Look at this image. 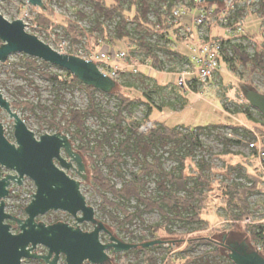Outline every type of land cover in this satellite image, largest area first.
<instances>
[{"label":"rangeland","instance_id":"1","mask_svg":"<svg viewBox=\"0 0 264 264\" xmlns=\"http://www.w3.org/2000/svg\"><path fill=\"white\" fill-rule=\"evenodd\" d=\"M254 1L250 6L240 4V7L245 10L242 27L243 34L247 36L242 37L240 36L242 32H236L229 43L241 44L249 55H253L257 49L264 52V13L259 11L260 0ZM183 3L188 6V10L182 17L170 19L169 24H173L170 36L161 38L157 35L147 38L161 62L158 68L154 67L149 58L144 55L128 53V49L121 41L111 43L98 38L99 35L91 36L89 30L94 27L95 13L91 6L80 0H45V8L33 6L24 0H0V13L9 21L22 19L27 25L28 32L37 35L52 48L64 54L77 56L80 51H105L110 54L124 52L129 57L128 62L126 60L118 63L111 61L112 65L120 67L129 65L130 59L136 56L141 57L143 65L139 73L134 74L131 68H128L129 72L122 74L119 79L118 91L130 97H136L139 93L147 94L151 104L154 105L152 121H143L149 107L142 103L135 107L131 115H125L123 125L132 129L139 127L140 131L145 132L144 127L148 126V122H152V127L156 128L164 121L168 125L177 126L183 134L194 132L200 145L193 148L187 144L175 150L174 143H169L164 148L157 147L153 153L161 157L165 171L179 170L182 166L180 159H184L185 174L189 176L191 185L198 178L202 167L200 161L206 163L205 174L208 175L210 182L204 190L206 200L202 217L205 223H190L185 219H175L169 226L176 232L175 235L165 232L151 235L147 229L148 226L165 224L161 214L153 211L144 214L145 222L136 219L131 225H121L120 221L109 213L122 217L120 212L116 209H103L104 200L99 190L94 187L89 171V182L79 176L74 168L67 172L81 182V191L88 205L95 209L96 218L109 227L113 231L112 235L116 234L122 242L140 244L157 239L172 241L162 242L149 248L153 258H156V264H233L229 258L230 251L225 246H221V257L213 258L208 254V251L213 248L212 245L192 246V240L188 239L211 237L220 241L223 234L229 236L228 232H234L241 236L242 239L239 242L246 240L255 250H258V247L264 248L262 243L255 242V245L252 243L253 238L250 233L253 226L257 224L264 226V158L258 151L251 150L249 147L251 142H256L264 149V115L253 108L245 98L249 79L258 91L264 93V75L263 72L251 75L249 70L240 65L236 59L229 62L233 58V51L228 46L225 54L222 55L219 71L208 83L198 82L195 66L188 60V56L191 57L193 49L198 47L197 44L202 39L200 31L207 34L210 32L214 36L228 35L217 27L211 30L205 26L198 28L192 22L196 7L191 4V0H184ZM228 4L229 0H225L221 7ZM46 8L49 10L46 11ZM195 14L197 15V12ZM81 15L86 18H80ZM150 19L155 21V16L151 14ZM68 22L78 25L87 35L75 41L67 33ZM105 25L110 31L109 36L114 37L116 22ZM129 27L132 28L133 25ZM0 44H2L1 40ZM167 48L178 52L181 56L168 52ZM27 58L33 57L15 53L7 62L0 64V90L4 98L11 103L13 111L19 114L27 127L35 133L37 139L45 134L61 132L68 136L76 152L81 153L80 149L87 144L90 148L97 147V142L103 141L104 134L114 123L112 114H115L118 109L117 98L101 91L94 94L100 112L97 116L87 117V136L81 141L73 137L72 133L76 132L74 127L70 128L69 133L59 131V127L65 126L66 121L63 120V115H67L71 109L86 110L90 106L87 91L79 85L56 84L55 81L46 79L42 73L65 79L68 71L50 63L44 65L41 63L42 60L39 61V68L35 69L27 64ZM157 107H162V110ZM0 121L5 128L8 140L15 143V120L1 108ZM197 126H206V128L196 132ZM234 127L238 128V131L234 130ZM246 128L256 135L255 139L246 136L244 133ZM125 138L124 134L116 131L111 144L104 143L102 155L104 159L106 157V162H109L108 158L117 152V148ZM227 139L240 141V143L225 144ZM62 156L71 160L65 151L62 152ZM123 157L125 163L121 165H109L97 159L105 176L118 188H121L125 180L131 179L133 174H138L141 168V164L132 156L123 153ZM146 160L152 162L153 157L149 155ZM86 162V168L89 170V163ZM73 164L76 167V163L73 162ZM6 174L16 175V172L0 166V179ZM239 174H252L263 182L249 197L252 211L250 221L234 223L228 214L227 187L239 182L248 183ZM157 181L155 175L149 178V184L143 191L144 196L154 197L157 194ZM9 189L6 211L17 218L26 219L27 214L24 208L28 206L32 195L36 192L34 182L26 177L22 185L12 182ZM108 197L112 201H118L111 195ZM136 206L137 202L132 200L128 204V209L135 212ZM37 220L48 225L65 222L72 226H79L84 231L94 229L93 224L86 222L79 224L73 216L63 211L49 212L38 217ZM8 222L12 225L13 233L20 232L16 222L12 220ZM110 237L111 234L107 232L101 233L104 243L111 242ZM229 238L238 240L234 237ZM173 240L179 241L173 243ZM35 252L46 254L47 249L39 246ZM107 252L112 258L111 264H153L143 259L142 253L133 250L114 253L113 249H110ZM206 260H209L208 263ZM23 264H41V262L24 259ZM59 264H66L64 257Z\"/></svg>","mask_w":264,"mask_h":264},{"label":"trees","instance_id":"2","mask_svg":"<svg viewBox=\"0 0 264 264\" xmlns=\"http://www.w3.org/2000/svg\"><path fill=\"white\" fill-rule=\"evenodd\" d=\"M45 1V0H44ZM47 1V0H46ZM81 2L91 6L95 13L94 27L89 30L91 36L99 35L105 41L116 43L121 41L124 43L125 48L128 49V53H137L138 55H144L149 58V61L154 67H160V60L155 54L154 47L147 41L150 36H170L172 25L169 24L171 14L176 5L184 0H80ZM235 9L230 16V22L235 25L242 21L244 18V8L240 7V0H234ZM191 4L196 7L194 1ZM217 5L215 8V14L220 13L222 4H213L204 2L200 5V8H210ZM46 7V6H45ZM49 9L46 8V11ZM260 13H264V0H260ZM151 14L155 16V21L150 19ZM80 18L85 19L84 15ZM116 22L114 37L109 36L110 31L106 23ZM133 25L130 28V25ZM67 33L70 34L74 40H80L87 34L80 29L78 25L72 22H68L66 27ZM99 41V40H98ZM226 47H230L233 51V58L229 60H238L239 64L245 69H248L250 74H256L263 72L264 75V52L257 49L253 55L246 53L241 44H229ZM1 46V44H0ZM133 47L132 49H130ZM156 47V46H155ZM167 51L181 56L178 52L167 48ZM226 52V51H225ZM114 54H111L113 57ZM39 59L27 58V64L37 69L39 68ZM44 65L48 63L42 61ZM42 75L49 80H53L56 84L64 85H79L84 87L90 97V106L86 110L71 109L67 115H63V120L66 121L65 126L59 127V131H65L69 133L70 128H75L76 132L72 133L73 137L83 140L87 136L86 119L89 115L97 116L100 112L97 106L94 94L99 91L94 87L86 86L70 72H67L65 79L58 77L57 75H50L49 73H42ZM249 87L257 88L252 80H248ZM119 85V84H118ZM110 96L116 97L118 100L117 112L113 115L114 123L103 136V141H98L97 147H92L87 144L83 146L81 154L85 161L89 163V172L92 176V182L95 188H97L104 200L103 209H116L120 212L122 217L115 216L109 212L110 215L119 220L121 225H131L136 219L144 221V214L147 212L157 211L165 220V224H155L148 226L147 229L151 235H157L161 232H165L170 235H175L176 232L172 231L169 226L173 224L175 219H185L190 223H205L202 217V209L206 200L204 190L209 186L208 175L205 174L207 165L204 161H200L202 164L199 171L198 178L191 185L189 176L185 174L184 159H180L182 166L179 170L173 169L171 171H165L162 167L161 157H157L153 151L157 147L164 148L169 143H174V149L177 150L181 146L196 147L200 145L198 138L194 135V132L183 134L178 130L177 126L168 125L166 122H161L159 126L148 130L147 132L140 131L139 127L132 129L129 126H124L125 115H131L133 110L138 105L144 103L149 107V111L143 121H152L151 114L154 109V105L151 104L149 96L144 93H139L136 97H130L124 94L122 91H115ZM161 109L162 107H157ZM263 115V114H262ZM215 127V126H214ZM206 126H197L196 132L203 131ZM234 130L238 131V128L234 127ZM116 131L125 135V140H122L117 152L110 158L109 162H106V157L102 155V148L104 143L111 144ZM246 136H251L255 139V134L244 129ZM225 144L240 143V141L227 139ZM252 143V142H251ZM250 147V145H249ZM251 150L257 151V149L251 148ZM125 155H130L136 161L141 164V168L138 174H133L131 179H127L122 184L121 188H118L111 179L105 176L102 168L98 165V160L104 161L109 165H121L125 163ZM151 155L153 157L152 162H147L146 158ZM86 157V158H85ZM87 159V160H86ZM87 163V162H86ZM178 171V173H177ZM155 175L157 181V194L154 197H147L143 195V191L149 184V178ZM240 177L245 178L246 184L235 183L227 187L228 196V214L231 220L235 222H242L251 217L252 211L249 202L250 195L258 190L260 184L263 182L252 174H239ZM108 195L118 199L117 202L109 199ZM135 200L137 202L136 211L131 212L128 209V204ZM26 208V207H25ZM24 208V209H25ZM185 214L191 215L186 216ZM233 223V224H234ZM252 243H262L264 247V226L255 225L250 230ZM223 236L220 241L212 239L211 237H203L194 239L191 241L192 246L198 244H209L213 248L208 251V254L213 258L221 257V246ZM145 242V241H144ZM264 249V248H263ZM134 252H140L143 255V259L151 261L156 264V258H153L151 250L149 248H137L132 249ZM264 255V250L261 252ZM209 260H206L208 263ZM41 264H45L40 261ZM234 264V263H233Z\"/></svg>","mask_w":264,"mask_h":264},{"label":"water","instance_id":"3","mask_svg":"<svg viewBox=\"0 0 264 264\" xmlns=\"http://www.w3.org/2000/svg\"><path fill=\"white\" fill-rule=\"evenodd\" d=\"M45 8L44 0H24ZM213 4H223L225 0H202ZM0 64L7 62L15 53H23L70 72L86 86L111 94L118 90V83L104 74L92 60L61 53L27 31L22 19L9 21L0 13ZM248 103L264 115V93L255 88L245 90ZM0 108L6 110L15 120V143L8 140L0 121V166L16 172L0 179V264H23L24 259L42 261L45 264H59L64 257L66 264H111L108 250L114 253L137 248H150L162 242L161 239L140 244L122 242L103 222L96 218L95 209L88 205L81 191V182L70 176L67 170L74 168L79 176L88 181L86 161L80 152L74 150L68 136L61 132L45 134L39 139L24 120L13 111L11 103L0 90ZM70 157L67 160L62 152ZM73 162L76 163L74 167ZM87 173V174H85ZM30 178L36 192L25 208L26 219L17 218L6 211V198L10 195V185L23 184ZM89 182V181H88ZM63 211L75 218L77 223H91L92 231H84L79 226L65 222L46 224L37 219L49 212ZM17 223L20 232L13 233L8 221ZM111 234L109 243H104L101 233ZM223 234L222 242L230 251L229 258L234 264H264V255L252 248L239 234ZM237 238L238 240L230 239ZM199 239V238H197ZM193 240V239H188ZM179 241V240H173ZM47 249L46 254L36 253L39 247ZM172 248V247H171Z\"/></svg>","mask_w":264,"mask_h":264},{"label":"built area","instance_id":"4","mask_svg":"<svg viewBox=\"0 0 264 264\" xmlns=\"http://www.w3.org/2000/svg\"><path fill=\"white\" fill-rule=\"evenodd\" d=\"M194 1L197 10V15H195L192 19L194 25L198 28L205 26L208 30H211L215 27L222 30L228 36H214L205 32H201V40L200 43L197 44L198 47L193 49L191 57L188 56V60L191 61L195 66V73L197 75V81L200 83H208L216 72L221 68V59L222 55L225 54L226 46L228 42L235 36L236 32H242L240 36H247L243 31V20L239 23L233 25L230 22L231 13H233L235 9L234 0H229V4L225 7H221V11L218 14H215V8L217 5H214L210 8H200V5H203L202 0H191ZM254 0H240V4L243 6H250L254 3ZM239 4V5H240ZM218 7V6H217ZM188 10V6L183 2L176 5L174 8L171 18L173 20L178 19L186 14ZM204 33V34H203ZM78 57L84 58L86 60L94 61L100 70L114 79L117 83L122 74H126L129 72L128 68H131V72L134 74L139 73L140 67L143 65L141 57L130 59V64L124 67H120L118 65H112L111 61L118 63L119 61L126 60L128 62V55L124 52H116L113 57L110 53L105 51L95 52H83L80 51L77 54ZM195 79V78H194ZM147 132L148 130L153 129L152 122H148V126L144 127ZM143 132V131H142ZM250 148L257 149L259 155L264 158V149L259 146L258 143L253 142L250 143ZM247 222L250 221L246 219ZM262 248L258 247V251L262 252Z\"/></svg>","mask_w":264,"mask_h":264},{"label":"crops","instance_id":"5","mask_svg":"<svg viewBox=\"0 0 264 264\" xmlns=\"http://www.w3.org/2000/svg\"><path fill=\"white\" fill-rule=\"evenodd\" d=\"M196 12H197V10H195V11L193 12V14H194L193 17L196 15V14H195Z\"/></svg>","mask_w":264,"mask_h":264},{"label":"flooded vegetation","instance_id":"6","mask_svg":"<svg viewBox=\"0 0 264 264\" xmlns=\"http://www.w3.org/2000/svg\"><path fill=\"white\" fill-rule=\"evenodd\" d=\"M223 244V246H224V243H222Z\"/></svg>","mask_w":264,"mask_h":264}]
</instances>
